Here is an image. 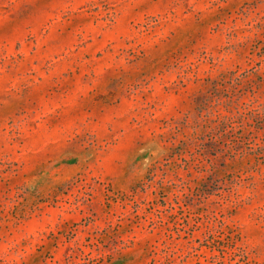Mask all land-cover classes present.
<instances>
[{
    "label": "rangeland",
    "instance_id": "rangeland-1",
    "mask_svg": "<svg viewBox=\"0 0 264 264\" xmlns=\"http://www.w3.org/2000/svg\"><path fill=\"white\" fill-rule=\"evenodd\" d=\"M0 264H264V0H0Z\"/></svg>",
    "mask_w": 264,
    "mask_h": 264
}]
</instances>
